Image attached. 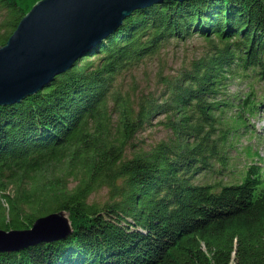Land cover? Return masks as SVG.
<instances>
[{
	"label": "trees",
	"instance_id": "1",
	"mask_svg": "<svg viewBox=\"0 0 264 264\" xmlns=\"http://www.w3.org/2000/svg\"><path fill=\"white\" fill-rule=\"evenodd\" d=\"M39 1L0 0V46ZM192 38L211 44L206 53L164 79L160 101L117 105L115 122L118 77ZM236 83L248 91L232 95ZM262 106L264 0H165L134 12L70 71L0 108V229L58 210L75 225L70 238L0 254V264H264L263 168L233 175L231 163ZM155 115L168 140L128 156ZM99 188L102 205L90 202Z\"/></svg>",
	"mask_w": 264,
	"mask_h": 264
},
{
	"label": "water",
	"instance_id": "2",
	"mask_svg": "<svg viewBox=\"0 0 264 264\" xmlns=\"http://www.w3.org/2000/svg\"><path fill=\"white\" fill-rule=\"evenodd\" d=\"M162 1H39L0 46V108L36 95L116 33L134 12ZM74 231L70 212L52 211L27 229H0V254L63 241Z\"/></svg>",
	"mask_w": 264,
	"mask_h": 264
},
{
	"label": "rangeland",
	"instance_id": "3",
	"mask_svg": "<svg viewBox=\"0 0 264 264\" xmlns=\"http://www.w3.org/2000/svg\"><path fill=\"white\" fill-rule=\"evenodd\" d=\"M7 15L0 9V34L7 32ZM211 44L202 38H192L186 42H171L167 44L161 52L152 58L145 59L142 63L134 66L132 70L118 77L114 92V98L111 99L110 109L113 120L119 121L117 105L121 102L126 103L132 108L138 109L145 104L149 99H162V94L165 90L164 79L166 77H176L183 71L189 69L192 63L202 57ZM244 84L237 83L231 87L232 95L235 93L247 92ZM115 97H118L116 104ZM121 119V118H120ZM164 116L155 115L151 124L146 127L139 135L127 152L128 156L135 152L150 151L157 144L167 141L170 134L160 124ZM249 131L253 134L241 131L240 137H236L237 145L236 152L231 154V163L233 165V175L241 173L249 165L254 162L260 163L264 174V106L260 109V114L257 118L250 117L247 121ZM254 136V137H253ZM251 147L254 152H259L261 157L259 160H252L247 157L245 150ZM261 159V160H260ZM231 171V173H232ZM232 177V175H231ZM230 180V179H229ZM78 186V180L72 178L69 180V190H74ZM9 193L15 194L14 188L9 189ZM109 199L108 189L99 188L91 197V203L104 204ZM3 207L8 211V205L3 202ZM25 209H28L25 207Z\"/></svg>",
	"mask_w": 264,
	"mask_h": 264
}]
</instances>
